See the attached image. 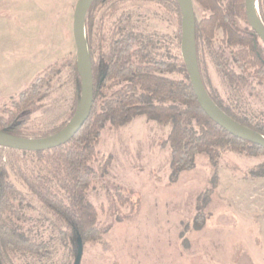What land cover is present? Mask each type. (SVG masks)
<instances>
[{
  "label": "rangeland",
  "instance_id": "1",
  "mask_svg": "<svg viewBox=\"0 0 264 264\" xmlns=\"http://www.w3.org/2000/svg\"><path fill=\"white\" fill-rule=\"evenodd\" d=\"M76 2L0 0V117L14 107L13 95L37 78L45 81L38 109L22 128L25 138L50 135L74 117L80 100L72 37ZM259 2L262 18L258 0L257 14L264 24V0ZM193 3L199 19L200 7ZM89 18L93 59L114 40L128 36L134 39L132 49L146 60L166 65L156 73L175 80L188 77L180 52L181 13L173 0H101ZM236 20L240 29H250L245 15ZM221 35L218 31L213 47L198 40L203 83L224 107L264 129V80L250 75L246 83L227 80L212 55ZM124 84L118 76L102 99ZM170 130L171 122L160 125L144 115L118 127L104 122L95 149L109 165L86 194L100 236L82 242L80 264H264V175H258L264 153L247 145L244 151H225L216 168L199 153L192 167L174 174ZM42 159L33 152L0 147V165L22 195L12 220L29 245L8 252L5 264L74 263L77 243L75 247L62 234L65 224L19 175L44 173Z\"/></svg>",
  "mask_w": 264,
  "mask_h": 264
},
{
  "label": "trees",
  "instance_id": "2",
  "mask_svg": "<svg viewBox=\"0 0 264 264\" xmlns=\"http://www.w3.org/2000/svg\"><path fill=\"white\" fill-rule=\"evenodd\" d=\"M99 1L101 0L92 2L85 22L93 79L91 113L66 144L33 152L43 158L44 167L41 171L44 173L19 174L30 192L65 224L66 230L62 234L75 247L78 239L83 242L100 236L96 226V211L87 201L86 194L93 181L104 178L109 165L108 158H100L95 149L105 121L118 127L135 116L144 115L160 125L171 122L167 142L171 149L170 163L174 174L192 167L194 157L199 153L206 154L214 168L217 166V159L225 151H244V146L247 145L250 149L264 153V148L229 134L213 122L199 106L188 77L185 80H175L156 73L166 65H153L141 51L133 50L132 37L114 40L107 52L100 53L93 59L90 51L92 23L89 12ZM173 1L177 6V0ZM193 1L201 10V17L195 19L196 50L200 39L213 47L217 32L221 31L217 49L212 51V55L217 68L227 80L246 83L249 75L264 80V46L251 28L242 30L237 24L236 18L245 15L244 0H227L225 4L222 0ZM258 4L262 18L259 0ZM231 64L239 72H235ZM75 76L78 85L77 71ZM118 76L126 84L114 90L110 97L102 99L103 91L117 84ZM43 81L44 77L37 78L32 85L10 98L14 107L7 109L8 115L5 118L0 117L1 133L24 137L22 128L38 109L36 102L41 98ZM209 95L226 114L264 136V129L251 125L246 119L224 107L210 93ZM77 105L78 100L76 107ZM93 164L96 166H92ZM259 169L261 172L258 175H264V164ZM55 188L63 191V194L55 191ZM20 201L22 195L9 181L7 169L0 165V264H5L8 252L29 246H25V239L12 220V216L17 214L16 203Z\"/></svg>",
  "mask_w": 264,
  "mask_h": 264
},
{
  "label": "water",
  "instance_id": "3",
  "mask_svg": "<svg viewBox=\"0 0 264 264\" xmlns=\"http://www.w3.org/2000/svg\"><path fill=\"white\" fill-rule=\"evenodd\" d=\"M94 0H77L72 16V37L76 49V71L80 79V100L71 122L61 131L42 138H25L0 132V147L25 152L46 151L70 141L88 119L93 106V79L89 49L85 36L87 12ZM257 0H244L250 28L264 45V24L257 14ZM181 13L180 52L193 93L203 112L229 134L264 148V136L226 114L210 97L200 75L195 41V9L193 0H177ZM83 245L77 240L73 264H80Z\"/></svg>",
  "mask_w": 264,
  "mask_h": 264
},
{
  "label": "crops",
  "instance_id": "4",
  "mask_svg": "<svg viewBox=\"0 0 264 264\" xmlns=\"http://www.w3.org/2000/svg\"><path fill=\"white\" fill-rule=\"evenodd\" d=\"M9 96V95H8ZM3 98V97H2Z\"/></svg>",
  "mask_w": 264,
  "mask_h": 264
}]
</instances>
